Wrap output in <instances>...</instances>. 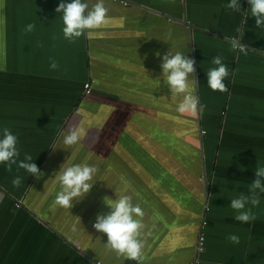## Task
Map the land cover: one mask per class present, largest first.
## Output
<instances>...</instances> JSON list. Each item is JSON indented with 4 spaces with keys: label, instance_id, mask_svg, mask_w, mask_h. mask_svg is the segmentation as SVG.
I'll return each mask as SVG.
<instances>
[{
    "label": "crops",
    "instance_id": "crops-1",
    "mask_svg": "<svg viewBox=\"0 0 264 264\" xmlns=\"http://www.w3.org/2000/svg\"><path fill=\"white\" fill-rule=\"evenodd\" d=\"M125 1L104 0L106 22L69 42L56 12L61 0H0V138L10 129L18 159L30 154L44 173L37 179L0 164V264H137L108 250L106 234L92 227L110 210L103 198L121 194L144 211L140 264H264V192L257 190L258 206L247 205L249 223L236 221L230 207L264 167V27H256L248 0H239L240 12L226 7L230 0ZM84 2L91 8L97 0ZM28 24L33 31L25 32ZM233 40L246 47L233 49ZM169 50L196 61L188 78L195 114L179 113L184 94L164 83ZM216 56L229 71L225 92L207 83ZM72 124L83 143L66 147L62 133ZM88 146L111 156L99 162ZM78 152L112 183L93 185L66 209L55 203L58 175L79 164ZM17 199L25 211L13 209Z\"/></svg>",
    "mask_w": 264,
    "mask_h": 264
},
{
    "label": "clouds",
    "instance_id": "clouds-1",
    "mask_svg": "<svg viewBox=\"0 0 264 264\" xmlns=\"http://www.w3.org/2000/svg\"><path fill=\"white\" fill-rule=\"evenodd\" d=\"M250 5L251 16L255 18V25L257 28L264 27V0H248ZM227 8L236 12L241 11V4L239 0H230L226 5ZM108 9L105 7L104 0H97L95 4L89 8V4L84 0H71V2L61 3L56 8L57 13H62L61 19L64 27L62 32L65 39L69 42H75L76 38L84 34L85 29L99 28L106 22V14ZM35 28V24H28L25 27V32H31ZM236 41V40H235ZM238 42V41H236ZM240 43V42H239ZM233 49L242 47L233 42ZM246 47V46H245ZM239 50V49H237ZM160 57V53H156ZM162 77L164 83L169 87L171 94H184L182 102L177 106L179 113L191 112L196 113L199 104L198 98L189 91L188 78L191 74L193 77L195 73L194 64L196 61L189 58L187 55L176 52L175 54L169 50L162 56ZM221 56L213 57L211 63L216 67L210 68L207 73L208 86L213 90L220 92L227 91V87L223 82L229 75L227 66L222 62ZM57 68L55 61L50 63V69ZM198 78V77H196ZM199 110L202 113L204 106L200 105ZM100 130L97 129V132ZM83 133L79 124L69 125L66 132L62 133V143L66 147L75 145L81 141ZM0 138V164L6 165V170L11 172L12 166L16 165L19 169H24L26 172L35 176L37 179L43 177L44 173L38 168L37 164L33 162V157L25 153L24 158L19 160L20 152L17 148V136L14 135L10 129L4 128ZM97 141L99 137L97 136ZM98 172L95 165L89 164H74L66 168H60L58 181L60 190L56 194L55 203L63 208L70 209L73 207V200L79 201L83 198L91 188L93 177ZM264 167H257L255 170V179L249 187V195L241 193L239 196L230 200V207L236 213L234 219L241 223H249L255 220V216L251 211L252 207L258 206L260 203L257 190L264 192ZM22 183L21 177L16 176L12 180L14 187H19ZM104 203L110 209L106 214L99 213L95 218L92 227L100 233L107 236L105 247L116 252V254L123 255L127 260L136 261L140 264L142 260V249L144 248V241L141 237V230L144 228L142 219L144 211L139 203H133L132 197L126 194L116 196L113 200L107 196L103 198ZM71 231L75 233L77 226L74 224ZM227 239L235 244L239 243V237L235 234H230Z\"/></svg>",
    "mask_w": 264,
    "mask_h": 264
},
{
    "label": "rangeland",
    "instance_id": "rangeland-1",
    "mask_svg": "<svg viewBox=\"0 0 264 264\" xmlns=\"http://www.w3.org/2000/svg\"><path fill=\"white\" fill-rule=\"evenodd\" d=\"M94 127V129L96 130V125H94L93 126ZM100 131H102V132H108V129L107 128H103V129H101ZM120 133V131L118 130V134ZM85 134H87V136L86 137H89V136H91V135H93L94 133L93 132H90V131H87L86 129L84 130V135ZM101 139H104V138H101ZM108 142H110L109 140H108ZM120 143V140L119 141H117L116 142V147L119 145V143ZM82 141H81V145H82ZM113 144H114V141H113ZM88 148H89V150L93 153V154H97V160L99 161V162H102V161H105L107 158L109 159L110 158V153H109V151L108 150H103V151H100V152H98L97 153V150L95 149V150H92L91 149V147L90 146H88ZM80 154V157L78 156V158H77V161H78V163L79 164H84V163H81V159H82V157H81V152H78V155ZM85 154H88V153H85ZM105 154V155H104ZM113 155H114V162L115 161H117L118 163L119 162H121L122 160H123V158H118L121 154L115 149V146H114V153H113ZM119 155V156H118ZM125 160H129V159H125ZM130 161V160H129ZM106 164H109V162L107 161L106 162ZM115 166H117V165H115ZM118 167V166H117ZM119 168V167H118ZM120 169V168H119ZM121 170V169H120ZM137 170H138V167H137ZM122 171V170H121ZM107 173V172H106ZM109 175H110V173H109ZM91 183H93V185H99L100 187H101V185H102V183H112V180L111 179H108V173L106 174V176L103 174V173H101V172H97L96 173V175L93 177V180L92 181H90ZM99 187V188H100ZM22 202V204H23V209L24 210H26L27 209V206H26V201H25V199H24V202H23V200L21 201ZM13 209H15V208H13ZM8 212V211H7Z\"/></svg>",
    "mask_w": 264,
    "mask_h": 264
},
{
    "label": "built area",
    "instance_id": "built-area-1",
    "mask_svg": "<svg viewBox=\"0 0 264 264\" xmlns=\"http://www.w3.org/2000/svg\"><path fill=\"white\" fill-rule=\"evenodd\" d=\"M115 1H119L121 2L122 4L126 5L128 2L125 1V0H115ZM233 42L237 43L238 45L242 46V47H237L236 49H244L245 48V45L242 44V43H239V42H236L235 40H233ZM83 88H84V93L85 94H89L90 91H91V88H90V82H85L84 85H83ZM22 205V202L21 200L17 199L15 202H14V206L15 207H20ZM206 223L205 220L202 221V224L204 225ZM204 250V236H203V233H201L198 237V241H197V245H196V251L197 253H201L202 251ZM97 264H100V261H97Z\"/></svg>",
    "mask_w": 264,
    "mask_h": 264
},
{
    "label": "trees",
    "instance_id": "trees-1",
    "mask_svg": "<svg viewBox=\"0 0 264 264\" xmlns=\"http://www.w3.org/2000/svg\"><path fill=\"white\" fill-rule=\"evenodd\" d=\"M180 140V139H179ZM166 144L167 143H169V141L168 142H165ZM163 146V143L161 144V147ZM175 146V145H174ZM14 202V201H13ZM23 204L20 206V207H15V206H13V208H15V211H25L24 209H23Z\"/></svg>",
    "mask_w": 264,
    "mask_h": 264
}]
</instances>
